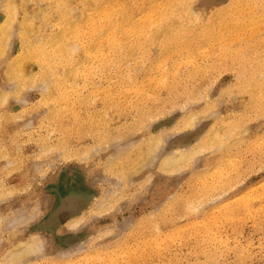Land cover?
<instances>
[{"label":"rangeland","instance_id":"rangeland-1","mask_svg":"<svg viewBox=\"0 0 264 264\" xmlns=\"http://www.w3.org/2000/svg\"><path fill=\"white\" fill-rule=\"evenodd\" d=\"M228 1L197 0L194 9ZM262 4L260 32L238 38L230 51L215 45L196 53L193 67L174 54L163 58L164 46L154 43L149 66L178 70L169 80L176 94L156 88L140 122L126 115L129 133L102 144L90 119L64 134L68 121L50 116L55 95L46 79L5 77L19 46L15 30L0 59V264H24L12 263L11 253L34 238L33 258L49 257L27 264H264V89L258 96L241 87L264 81ZM27 67L38 74L36 65ZM91 80L98 94L103 82ZM84 82L90 99L91 82ZM92 104L98 118L101 103ZM185 116L191 125L172 129ZM154 132L160 145L150 150L143 139ZM200 142L204 151L194 155ZM139 145L148 148L146 160L134 158L123 178L105 166V155L124 162ZM185 145L190 150L176 168L157 167Z\"/></svg>","mask_w":264,"mask_h":264},{"label":"bare ground","instance_id":"bare-ground-1","mask_svg":"<svg viewBox=\"0 0 264 264\" xmlns=\"http://www.w3.org/2000/svg\"><path fill=\"white\" fill-rule=\"evenodd\" d=\"M196 1L3 0L0 59L8 57L6 41L15 39L11 37L17 29L19 39L18 50L10 53L3 74L19 84L46 79L55 95L50 101V116L68 121L64 134H70L84 119H90L91 124L98 127V135L104 134L98 136V143L102 144L129 133L133 123L131 119L124 120L126 115L134 113L135 123L140 122L156 88L163 86L169 94H176L169 80L179 77L178 70L161 69L162 63L158 62L149 66L152 62L150 48L154 43L164 46L167 56L163 58L174 54L193 67L196 53L212 51L215 45L230 51L235 40L245 34L254 36L261 30L259 16L263 13L264 0L216 2L202 12L194 9ZM243 8H248V12L233 15V9ZM28 64L37 66V75L28 72ZM96 76L103 82V85L98 84V94L91 80ZM84 81L91 82L90 99L83 96ZM241 87L255 89V94L260 96L264 81L253 84L247 80ZM95 99L101 103L98 118L92 114ZM4 101L0 98V105ZM191 123L190 116H185V120H177L172 129L181 130L182 125L187 127ZM159 134L154 132L144 137L143 142L146 141L150 150L160 145ZM202 137L205 135L199 137L201 141ZM202 143L191 147L194 155L204 151ZM187 148L186 145L177 147L180 152H173V157L164 156L157 167L176 168L190 150ZM137 149L135 156L124 158V162H114L113 154L105 155V166H115L111 167L112 171L123 178L126 166H130L134 158L146 160V145H139ZM176 153L178 155L174 156ZM20 242L24 247L11 253L12 263L27 264L42 255V259L49 257L39 253L38 258H33L38 255L35 238ZM107 264H117V260L110 258Z\"/></svg>","mask_w":264,"mask_h":264}]
</instances>
